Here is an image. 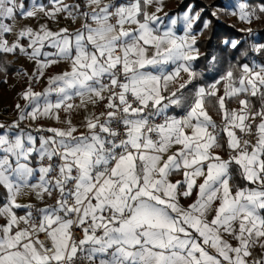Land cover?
Instances as JSON below:
<instances>
[{"label":"snow or ice","instance_id":"6c2138e0","mask_svg":"<svg viewBox=\"0 0 264 264\" xmlns=\"http://www.w3.org/2000/svg\"><path fill=\"white\" fill-rule=\"evenodd\" d=\"M49 5L0 0V55L34 60L38 75L30 79L67 65L43 91L29 85L18 119L0 123V264H264V59L245 52L246 62L221 72L212 57L197 71L193 26L201 13L186 12L178 36L177 19L163 26L157 15L162 0ZM237 8L240 20L259 19L246 3ZM62 13L84 23L75 31L47 23L14 31L17 17ZM225 43L238 49L241 42ZM251 52L264 57V45ZM209 71L216 75L205 83ZM206 104L221 113L220 124ZM73 113H84L85 132L77 134ZM26 119L64 127L40 126L51 135L37 136L21 127ZM253 135L255 142L243 139ZM194 191L183 206L180 198ZM26 196L54 202L38 206L22 202Z\"/></svg>","mask_w":264,"mask_h":264},{"label":"crops","instance_id":"0c3cea01","mask_svg":"<svg viewBox=\"0 0 264 264\" xmlns=\"http://www.w3.org/2000/svg\"><path fill=\"white\" fill-rule=\"evenodd\" d=\"M43 3L45 5H49V0H28V3ZM83 0H64V3L66 4H75V3H82ZM50 6V5H49ZM177 7V0H162V11L157 13L162 19H163V26H171L170 20L175 18L177 19V24L173 27V30L176 32L178 36H183L185 34V28L183 25V16L187 12L190 14L189 9L173 13L172 10ZM156 10V5H153L149 8V11L154 12ZM167 14V15H165ZM6 23H12L11 21H6ZM47 23L48 27L53 31H58L61 28H67L69 31H75L76 29H79L81 25L84 23L83 18H76L73 19L71 17H68L66 13H62L58 16L56 20H48V19H41V20H24L23 18L17 17L15 21L14 31H18L22 26L25 24L32 26L33 28H38L40 24ZM162 26V27H163ZM194 27V26H193ZM193 34L197 35V40L200 36V33L193 29ZM10 41L14 38L11 34L7 35L6 37ZM22 43L27 45V40H23ZM195 47L199 50L197 45ZM47 51H54L53 49L46 48ZM200 54V52H199ZM43 59V57H41ZM257 62V61H256ZM195 63V62H194ZM0 66L3 67L4 70L0 71V123L3 124H10L12 121L17 120L19 117V110L17 109V104H19L21 107H23L27 101L22 98L21 94L27 90L29 85L32 86V90L36 92L43 91L48 86V78L60 73L64 70H66L67 65L64 63H60L57 65L50 66L44 70V75L41 76L39 79H36L35 76L32 77V79L29 78V74L36 73L37 72V65L34 60H30L27 56L20 54L19 52L15 54H5L0 55ZM181 76L183 79H187V74L181 73ZM178 82H183L178 81ZM205 83H211V82H205ZM175 87V85L170 86L169 91L172 90V88ZM222 89V85H221ZM55 97L53 96V99ZM76 103H79V99L77 98ZM215 101H213V104ZM226 106L230 109L238 108V102H226ZM206 107L208 109L209 115L212 116L213 120H215L218 124L221 123V113L217 110L216 107H213L212 104H206ZM258 107V105H257ZM89 111H93L91 105H89ZM82 115L84 113H81L80 115H76L75 113L72 114L71 118L73 120L74 124H77L78 127V133L79 132H85L86 129L79 126V120L81 119ZM61 121H63L65 118H67V114L64 112L60 113ZM34 124L38 125V127L43 126L44 128L48 127H64V124L62 122H58L55 120H49V119H39L37 121H32L29 119L21 121V127L26 128V130H31L33 135H51V133H38L36 129L37 126H33ZM173 149L172 151H174ZM217 151L220 152L222 156L226 155L225 151H221L217 149ZM170 154V153H169ZM182 173L175 174L171 177V180L175 182L176 180L182 179ZM238 183L241 184V181H238ZM241 186H243L241 184ZM3 191V189H0ZM196 198L195 191L193 192L192 196L189 198H180V203L183 206H187L188 204L192 203ZM22 202H32L36 203L38 206H43V203H50L49 198L45 196L44 202L41 203L39 201H36L32 197H24L22 198ZM1 202L0 204H2ZM18 215H23V212H18ZM0 223H3V219L0 218Z\"/></svg>","mask_w":264,"mask_h":264},{"label":"trees","instance_id":"16d2710c","mask_svg":"<svg viewBox=\"0 0 264 264\" xmlns=\"http://www.w3.org/2000/svg\"><path fill=\"white\" fill-rule=\"evenodd\" d=\"M252 2H263L264 0H250ZM192 6L191 11H196L197 9H203L200 20L194 25L193 29L200 31L203 28V22L206 16L210 17V25L207 29L201 32L198 40L197 47L199 48V58L194 63V67L197 71L204 72L205 66L211 63V58L215 57L216 61L214 64L215 68H218L223 72L228 67L232 65H238L242 61H245L243 53L248 52L250 55L247 57L248 60L253 58L256 59L257 63L264 59L260 53H252V40L248 33L238 30L233 24L220 21L216 16L212 15V9L215 6L222 5V0H179L177 2V7L172 10L173 13H177L186 10ZM229 40L237 38L241 43L238 49L231 48L230 44H226L224 39ZM257 42L264 43V27L259 30V35L256 38ZM246 62V61H245ZM216 75L215 72L209 71L205 73L202 77L204 82H212L211 77ZM243 185V182L241 181ZM2 192V190H0ZM3 201H0V203Z\"/></svg>","mask_w":264,"mask_h":264},{"label":"rangeland","instance_id":"374dc122","mask_svg":"<svg viewBox=\"0 0 264 264\" xmlns=\"http://www.w3.org/2000/svg\"><path fill=\"white\" fill-rule=\"evenodd\" d=\"M178 1L179 0H177V2ZM222 3H223L222 5L215 6L212 9H209V11L212 10V12H217L216 18L218 20L231 23L240 31L245 30L242 32L249 34V37L251 38L253 45H264V43L257 42V39H256L259 35V30L264 27V13L259 12L260 5L264 4V3L263 2H252L250 0H222ZM238 3H246L248 5V10H250V11L255 9L256 10V16H258L259 19L253 18L251 23L240 20L238 8H237ZM192 6L193 5L191 4L190 7L188 8L191 15H194L197 12L202 14L203 9L199 8L196 11H191ZM234 11L237 13L236 15L232 14V12H234ZM204 21H210V17L206 16ZM249 28L252 29V32H250V33L248 31H246ZM198 32L201 34L200 31H198ZM225 41L231 42V41H239V40L237 38H233L231 40L225 38L224 42ZM226 238H228V237H226ZM232 243H235V242L232 241ZM258 251H259V249H257V252Z\"/></svg>","mask_w":264,"mask_h":264},{"label":"built area","instance_id":"2783aa9c","mask_svg":"<svg viewBox=\"0 0 264 264\" xmlns=\"http://www.w3.org/2000/svg\"><path fill=\"white\" fill-rule=\"evenodd\" d=\"M96 110H103V109H102V106H101L100 109H96ZM33 126H35V127L37 126V127H38V125H36V124H34ZM253 131H255V130H253ZM43 133H46V132H43ZM243 139H249V140H252V142H255V136H254V135H253V136H244ZM49 202H50V203H53L54 200L49 199ZM75 235H76L77 237H80L82 234L77 230V231L75 232Z\"/></svg>","mask_w":264,"mask_h":264}]
</instances>
